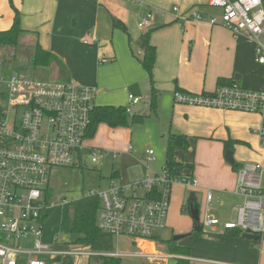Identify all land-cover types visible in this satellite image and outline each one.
<instances>
[{"label": "crops", "instance_id": "0c3cea01", "mask_svg": "<svg viewBox=\"0 0 264 264\" xmlns=\"http://www.w3.org/2000/svg\"><path fill=\"white\" fill-rule=\"evenodd\" d=\"M11 4L9 0H0V30L10 28L14 7L19 12L21 28L27 31L23 35L27 38H22L19 44L31 49L32 63L36 43L51 55L46 64L38 65L49 70L48 80L93 87L95 106L127 107L129 95L140 98L139 106L133 112L128 111L145 115L141 126L150 124V128L141 127L147 140L145 150L152 149L151 143L159 141L165 153L169 131L186 135L187 151H176L174 157L183 165H191V169L185 167L181 172L189 173L198 182V186L190 190L199 215L206 208L220 219L233 215L236 198H239L232 192L236 177L234 167L252 162L264 165V149L256 133L259 117L253 113L175 103L173 92H212L219 80L235 81L252 89L263 87L264 66L255 61L254 43L250 38L235 37L218 24L183 20L179 16L191 9L206 17L218 15L219 9L208 6V0H11ZM173 7L178 8V13ZM150 10L152 17L148 26L140 28L139 21ZM113 17L125 25L126 32L113 26ZM147 31L155 47L151 78L158 96L154 113L149 111L151 82L140 63L142 50L136 43ZM6 47L10 46L0 48ZM2 66L4 68V63ZM3 68L0 69L2 74L6 72ZM110 129L123 132V136L108 145L113 151L112 158L120 160L109 180L113 178L117 184L125 186L144 176L161 173L165 156L159 159L160 170L151 171V163L157 160L155 152L154 159L148 162L144 160L145 150L133 154L128 141L131 130L126 127L98 125L93 137L85 141L83 150L102 146L101 132ZM118 149L121 151H116ZM226 150L232 151V163L224 157ZM126 163L129 166L124 167ZM185 189L189 190L180 182L171 186L169 225H173V234H185L194 226L190 215L182 210L190 195L184 193ZM207 192L212 194L209 202ZM200 207L204 209L201 211ZM178 216L186 219L185 222L177 221ZM173 242L184 248L185 253L173 254L177 256L164 260L131 259L149 264H177L178 260L184 264H264V239L251 233H205L202 230ZM115 247L120 250L125 247L123 252L172 254L165 241L156 237L135 243L114 239ZM86 260L76 261L69 255L45 258L46 264H85Z\"/></svg>", "mask_w": 264, "mask_h": 264}, {"label": "built area", "instance_id": "2783aa9c", "mask_svg": "<svg viewBox=\"0 0 264 264\" xmlns=\"http://www.w3.org/2000/svg\"><path fill=\"white\" fill-rule=\"evenodd\" d=\"M135 2L136 0H123ZM208 6L219 9L218 15L204 16L194 9L179 13L183 20L207 21L221 25L233 36H245L254 43L255 61L264 66V0H208ZM178 13V8L173 7ZM150 10L138 25L148 26ZM2 64L0 62V68ZM95 89L72 81L46 80L0 73V264H46L45 258L63 255L80 258L109 256L119 258H153L164 260L177 255L111 251L60 250L53 244L63 243L55 235L50 243L43 241V222L49 208L47 189L54 169L73 166L81 160L92 121ZM175 103L221 110L253 113L259 117L256 133L264 149V86L246 88L235 81L218 84L212 92H173ZM140 98L128 96L129 106ZM128 109V108H127ZM91 161L97 158L90 149ZM116 156V154H114ZM154 159L147 148L145 161ZM180 182L189 189L198 182L191 176H172L167 170L119 185L115 179L96 195L100 208L96 227L115 240L127 238L132 243L150 240L165 227L170 204L171 186ZM233 194L242 204L226 219L212 215L206 208L199 215L201 230L208 233L238 231L264 239V165L245 163L236 170ZM83 195V196H84ZM212 199L206 193V201Z\"/></svg>", "mask_w": 264, "mask_h": 264}, {"label": "rangeland", "instance_id": "374dc122", "mask_svg": "<svg viewBox=\"0 0 264 264\" xmlns=\"http://www.w3.org/2000/svg\"><path fill=\"white\" fill-rule=\"evenodd\" d=\"M22 38L26 39L27 37L24 38L22 36ZM30 50V48L20 44L14 47L10 46L6 48H0V62L2 65L4 63V68L3 66H1V68H3L2 70L4 71L6 70L4 76L9 77L10 75L16 74L24 77L34 78L38 81L48 80L49 75L46 76V74L49 73V70L47 68H42L41 66L34 65L32 63L31 57H29V54L31 53ZM138 106V104L131 106L127 105V108L130 110V112H133ZM141 127L150 128V124H147V126H141L140 123H129V125L126 127L127 129L131 130V134L130 136H128V141L129 145L132 148L131 152L133 154L142 153L146 147L145 144L147 140L144 137ZM122 136L123 132H117L114 131V129H110V131L106 132L102 131L100 137L101 141H103V144L102 146H100L101 148L97 147V145L90 147L92 148L95 157L97 158L96 162L91 161V153L90 151L85 149L81 151V160L77 161L73 166L59 167L54 169V173L51 176L50 184L47 189L49 208L45 212L46 217L43 222L42 231L44 242L50 243L53 237L57 235L59 237V240L63 237V243L60 242V244H53L55 248L60 250L65 249L72 251L84 250L82 245L74 243V240L77 235L71 231L70 220L73 216V201L78 200L89 191L102 190L109 186L110 174L112 170H115L118 167V163L120 162V160L119 158H112L113 151L111 148L108 147V145L110 142L117 141L118 138ZM157 142L158 143H151V147L154 150L157 158L155 162L151 163V171L160 170L158 162L159 159H161L164 155V147L161 145V142ZM116 151H121V149H118ZM126 166H129V163H126L124 165V167ZM191 192L193 191H191L190 189L184 190L185 194ZM236 201V206L242 204V200L240 198H236ZM183 206H185V204ZM203 209L202 207H200L201 211ZM178 211L179 214L182 213L180 207L178 208ZM170 215L171 210L169 204L165 227L160 230H157V232H155L153 235L161 241H166L173 235H176L173 234V225H169ZM185 220L182 216L177 217V221H179L181 224L185 222ZM203 232L208 233L205 229H203ZM121 249L124 251L125 247H121ZM159 250L165 252L164 249ZM69 256L76 259V261L80 259V256L77 255ZM63 257H67V255H63ZM52 264H57V262H52ZM89 264H102V262L99 258L92 256L90 257ZM120 264L149 263L147 261L140 262L132 260L131 258L123 257L121 258Z\"/></svg>", "mask_w": 264, "mask_h": 264}, {"label": "trees", "instance_id": "16d2710c", "mask_svg": "<svg viewBox=\"0 0 264 264\" xmlns=\"http://www.w3.org/2000/svg\"><path fill=\"white\" fill-rule=\"evenodd\" d=\"M11 4V0H9ZM12 5V4H11ZM14 9V17L10 28L6 30H0V47L5 46H17L23 35L27 31L20 26V16L19 12ZM112 23L115 28L122 29L126 32V27L116 18H112ZM137 45L142 50V57L140 58V63L143 69L147 72L149 80L151 82L150 97H149V111L154 113L156 111L157 102V90L152 85V69L155 62V47L150 43V31H147L139 36L136 40ZM50 53L44 51L38 43L34 46V53L32 55L33 63L36 65L46 64L49 61ZM231 81L219 80V84L229 83ZM182 92V91H181ZM145 115L137 113H129L127 107L124 106H95L92 113V121L89 128L88 139L93 137L98 125L105 124L110 128L127 127L129 123H142ZM228 145V144H227ZM225 146L228 148V146ZM189 147L188 137L183 134H178L174 132H168L166 135L165 144V161L162 169L168 171L172 176H180L182 174V169L187 167L191 169V165H183L175 160L174 153L176 151L186 152ZM234 167V166H233ZM239 167H234L238 169ZM189 174V173H188ZM186 174V176H191ZM114 177V173L111 175ZM48 195V194H47ZM190 199L188 198L185 206L182 210H185L190 215L189 211ZM100 208V200L96 195H84L76 201H73V216L70 220L71 231L77 235L74 240L75 244L82 245L94 251H111L114 247V238L111 235L102 233L96 227V214ZM195 225V222L193 223ZM192 232L193 234L201 233ZM228 232V231H227ZM231 234L240 233L238 231H229ZM165 244L167 249L172 254H182L185 253V249L179 247L171 239L166 240ZM102 264H120L121 258L119 257H109V256H97ZM90 260L89 258H85ZM86 260L85 264H89ZM83 264V263H82ZM177 264H184V261L178 260Z\"/></svg>", "mask_w": 264, "mask_h": 264}, {"label": "water", "instance_id": "95a60500", "mask_svg": "<svg viewBox=\"0 0 264 264\" xmlns=\"http://www.w3.org/2000/svg\"><path fill=\"white\" fill-rule=\"evenodd\" d=\"M225 158L229 163H232L233 160H232V151L231 150H226ZM189 199H190V203H189L190 218H191L193 223L195 222V225L193 226L192 231H190L189 233L173 235V237H172L173 241H177V240L182 239L186 236H189L190 234H192L193 231L199 232L201 230V227L198 224L199 208H198L197 204L194 203L195 197H194L193 192L190 193Z\"/></svg>", "mask_w": 264, "mask_h": 264}]
</instances>
